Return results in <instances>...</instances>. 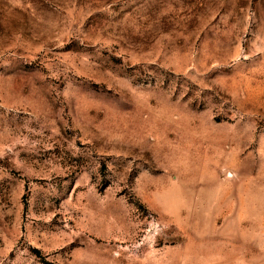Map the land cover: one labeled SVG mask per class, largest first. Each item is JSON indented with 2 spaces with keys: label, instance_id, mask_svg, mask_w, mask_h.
<instances>
[{
  "label": "rangeland",
  "instance_id": "obj_1",
  "mask_svg": "<svg viewBox=\"0 0 264 264\" xmlns=\"http://www.w3.org/2000/svg\"><path fill=\"white\" fill-rule=\"evenodd\" d=\"M0 264H264V0H0Z\"/></svg>",
  "mask_w": 264,
  "mask_h": 264
}]
</instances>
